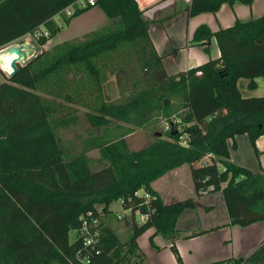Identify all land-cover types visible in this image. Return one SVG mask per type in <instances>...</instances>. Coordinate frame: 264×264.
I'll list each match as a JSON object with an SVG mask.
<instances>
[{
	"label": "trees",
	"instance_id": "obj_1",
	"mask_svg": "<svg viewBox=\"0 0 264 264\" xmlns=\"http://www.w3.org/2000/svg\"><path fill=\"white\" fill-rule=\"evenodd\" d=\"M76 1L0 0V49L43 26L49 30L37 39L39 54L0 82V264H143L138 238L152 227L151 242L156 234L172 240L178 264H185L174 240L195 198L164 203L152 186L183 164L191 166L198 195L211 184L210 192H222L232 225L264 220V170L231 160L237 135L248 134L254 146L264 135V95L245 97L238 85L249 78L256 87L264 77V14L216 31L199 25L191 43L215 37L220 57L170 74L137 0H96L66 15ZM236 1L254 0H191L188 15ZM93 6L114 21L44 48L61 25ZM107 69L122 90L118 99L106 93ZM79 106L93 128L103 129L94 147L107 163L98 169L86 151L67 154L58 136V129L81 123ZM162 118L170 128L139 150L129 149L133 127L110 128L114 121L144 127ZM116 200L133 213L126 236L107 217ZM137 211L148 215L141 223ZM89 212L100 219L94 245L78 233ZM208 264H264V239L245 258Z\"/></svg>",
	"mask_w": 264,
	"mask_h": 264
},
{
	"label": "crops",
	"instance_id": "obj_2",
	"mask_svg": "<svg viewBox=\"0 0 264 264\" xmlns=\"http://www.w3.org/2000/svg\"><path fill=\"white\" fill-rule=\"evenodd\" d=\"M137 1L140 8L144 10L145 17L151 21V37L158 52L163 56L164 66L170 74L187 70L220 57L221 52L215 37L208 44L191 43L196 27L199 25L208 24L213 31H216L221 27L233 25L236 20L247 21L264 14V0H254L252 4L240 1L233 4L224 3L217 12H202L190 20L188 19L190 17L188 7L191 0ZM96 7L93 6L92 9ZM99 11H102L98 13L103 18V22L108 21L107 24H109L114 21L106 15L103 9ZM179 16L187 20V27L183 25L184 28L180 29L174 26L175 19L177 20ZM105 17H108V20ZM76 19L77 17H74L69 25L75 24ZM64 28L62 26V29ZM83 32L81 31L79 34ZM44 47L47 48V46ZM3 53L5 54H2V57L11 64L16 55H7L5 50ZM2 80L0 79V82ZM236 140L237 147L231 148V160L237 165L251 169L253 172L263 171L264 135L256 140V146L252 144L248 134H239ZM247 141H249V148H246L243 154H239ZM229 145L231 146L230 141ZM185 174L193 179L194 188L190 196L195 198L196 207L185 210L177 223L180 235L174 242L184 263L208 264L249 256L264 239V220L247 226L232 225L221 191L203 195L196 193L194 176L189 164H183L167 171L154 180L152 186L159 193L164 203H171L181 199L180 186L185 183L183 178ZM187 186L192 185L189 183ZM110 209L114 211L111 206ZM154 232L155 228L152 227L138 238L139 246L145 253L143 264H178L176 255L172 250L173 241L164 238L161 234H156L154 243L158 246L157 248L150 240Z\"/></svg>",
	"mask_w": 264,
	"mask_h": 264
},
{
	"label": "rangeland",
	"instance_id": "obj_3",
	"mask_svg": "<svg viewBox=\"0 0 264 264\" xmlns=\"http://www.w3.org/2000/svg\"><path fill=\"white\" fill-rule=\"evenodd\" d=\"M92 8L84 11L80 15L76 16L77 19L75 21V24L69 25V24H63L61 26H64V29H61L60 32L51 38L46 45L47 48H50L54 46L55 44L61 43L66 40H70L76 37H82L85 32H89L92 30L97 29L96 27L99 28V26L102 27V25H105L108 23V21L103 22V18H101L100 14L98 12H102L99 10H102L101 7L97 6L96 8ZM206 13H215V12H206ZM199 15V14H197ZM197 15L190 16L188 19L190 20L192 17H196ZM75 17V18H76ZM259 17V16H258ZM58 18V17H56ZM106 19L108 17H105ZM108 20V19H107ZM63 22V21H62ZM61 22V23H62ZM191 22L189 23V25ZM187 27V20H184V17L179 16L177 20L175 19V27L176 28H184ZM86 30H83V29ZM197 28V27H196ZM43 30V28H41ZM81 31H84L83 33L79 34ZM30 40V41H36L33 38H29V36H24L20 39H17L16 41L13 42H22L25 40ZM12 42V43H13ZM38 43V42H37ZM39 45V44H38ZM39 48L41 46L39 45ZM45 48V47H44ZM5 52L8 54H11L12 56H15V53H11V51L8 49H4ZM0 53V79L5 80L8 77L7 72H12V66L7 61L2 57L3 51ZM10 64V65H9ZM3 68V69H2ZM106 75H107V80H106V93L109 94V96L112 99H118L123 95L122 90L119 89L116 77L114 74H112L108 69L106 70ZM250 82L249 78H241L238 82V85L241 89L242 94L246 96H263L264 95V77L260 76L256 78L257 86L256 87H249L248 84ZM78 112L81 117V123L76 126H72L67 129H58V136L62 138L63 145L67 149V154H72V153H80L83 151H86V154L89 158L90 165L94 169H98L104 166L107 162L104 161L100 155V151L98 148L94 147L95 143L98 140L99 134L103 132V129H95L93 128L86 120L85 118V108L79 106ZM179 114V113H178ZM178 116V115H177ZM176 115L172 116L173 120H177ZM164 118L159 119V120H153L149 122L147 125L144 127H138V126H132L131 124H128L126 122L122 121H114L113 124L110 126V128H116L118 126L122 127H133L134 131L128 135V143H129V149L131 150H139L145 146H147L150 142L154 140V136L156 135V131L159 132H166L164 129ZM184 127L183 124L179 126V129L182 130ZM231 144V141H230ZM249 141H247L246 145L242 146L241 150L239 151V154H243L246 151V148H249ZM204 159H207L205 157ZM200 164V162H199ZM192 171V170H191ZM190 177V178H189ZM185 183L181 184L180 190L182 191L181 194V199L190 197V193L193 191L192 189L194 188L193 185V179L191 176L185 174L183 176ZM189 183H191L192 186H187ZM101 206H99L100 209ZM111 208L114 211H111V213H107V217H109V221L111 223H114L116 225V228L119 229V232L121 235L126 236L130 234V228H128V225H130V219L132 218V211L130 209H125L120 200H116L111 204ZM136 220L138 223H141L143 219L141 218V215L139 213L136 214ZM77 237V231L76 230H71L70 231V240L74 241Z\"/></svg>",
	"mask_w": 264,
	"mask_h": 264
},
{
	"label": "built area",
	"instance_id": "obj_4",
	"mask_svg": "<svg viewBox=\"0 0 264 264\" xmlns=\"http://www.w3.org/2000/svg\"><path fill=\"white\" fill-rule=\"evenodd\" d=\"M96 0H77L74 4H71L70 6L66 7L63 12L70 16L74 13L75 11V6L77 5L78 7H85L88 4H95ZM58 17V18H56ZM54 19L58 22H62V18L60 14H57L54 16ZM45 35L49 36V30L47 28H43L40 30L35 31L34 33L29 34V38H33L37 40L40 36ZM3 69V68H2ZM8 74V73H7ZM170 128V123L168 121H164V129L167 130ZM207 159H210L209 156H207ZM224 169V168H223ZM213 185H208L207 187L202 189L203 194H208L211 193L210 190L213 189ZM148 196V194H147ZM139 212V211H137ZM142 219H146L148 217L147 214H141ZM89 219L84 218L83 221V226L78 230V233L80 236H82L86 242V244L94 245L95 242L98 240L97 236L100 234V219L98 217H94L91 212L88 213Z\"/></svg>",
	"mask_w": 264,
	"mask_h": 264
},
{
	"label": "water",
	"instance_id": "obj_5",
	"mask_svg": "<svg viewBox=\"0 0 264 264\" xmlns=\"http://www.w3.org/2000/svg\"><path fill=\"white\" fill-rule=\"evenodd\" d=\"M25 46H28L30 48L29 52L26 51ZM10 50L11 53H15L16 56L13 58L12 62H11V66H12V72H7L8 76L12 75L13 73H15L18 68L19 65H25L28 62H30L34 57H36L39 52H40V48L39 45L36 41H30L28 42V40L22 41V42H13L10 43L6 46H4L3 48L0 49V51L2 50ZM158 135V134H157Z\"/></svg>",
	"mask_w": 264,
	"mask_h": 264
},
{
	"label": "bare ground",
	"instance_id": "obj_6",
	"mask_svg": "<svg viewBox=\"0 0 264 264\" xmlns=\"http://www.w3.org/2000/svg\"><path fill=\"white\" fill-rule=\"evenodd\" d=\"M28 42H29V39H28ZM25 49L27 52H29L30 48L28 46H25Z\"/></svg>",
	"mask_w": 264,
	"mask_h": 264
}]
</instances>
